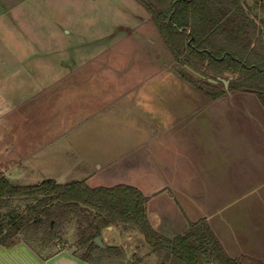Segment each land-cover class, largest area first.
<instances>
[{"label": "rangeland", "instance_id": "374dc122", "mask_svg": "<svg viewBox=\"0 0 264 264\" xmlns=\"http://www.w3.org/2000/svg\"><path fill=\"white\" fill-rule=\"evenodd\" d=\"M246 2L252 6L254 0ZM13 25L23 26L25 37L37 40L39 50L28 53L35 54L33 62L38 65H18L0 43V112L5 113L0 114V173L19 185L45 179L83 180L90 187L131 185L147 197L148 219L161 235L173 238L190 223L205 219L230 256L243 264H264V112L253 95L232 92L209 103L211 99L201 98V116L193 112L200 118L199 125L153 134L150 145L138 146L147 154L139 164L142 171L114 176L115 160L123 150L108 145L119 135L114 130L100 135L88 130L95 122L75 123L79 128L66 130L70 116L75 121L83 114L69 116L72 110L65 95L71 91L87 98L98 92L108 96L128 90L135 81L140 82L136 91L171 90L165 76L149 74L157 62L161 72L174 66L149 16L134 0H0V26L5 27L3 32L0 29V39L11 35ZM69 65L75 71L65 74ZM56 94L64 99L54 114L49 100L56 99ZM209 104L210 116L203 110ZM181 108L174 113L185 114L187 108ZM208 120L217 129L209 130ZM128 138L132 140L128 144L142 139L138 133ZM43 139L58 141L46 147L34 145ZM65 155L72 156L66 160L74 163L73 169L86 164L87 172L65 171ZM92 161L103 171L90 169ZM89 173L92 177H84ZM109 231L113 233H104L105 241L124 249L125 264L134 262L135 254L140 264H158L139 231L118 226ZM64 239V248L75 249L73 225Z\"/></svg>", "mask_w": 264, "mask_h": 264}, {"label": "trees", "instance_id": "16d2710c", "mask_svg": "<svg viewBox=\"0 0 264 264\" xmlns=\"http://www.w3.org/2000/svg\"><path fill=\"white\" fill-rule=\"evenodd\" d=\"M134 1L155 25L182 80L213 100L227 92L251 94L264 112V0H254L252 6L246 0ZM217 78L228 80L227 89L220 81H208ZM146 202L126 184L90 187L83 180L45 179L19 185L0 173V245L9 246L21 236L43 250L64 247V235L73 225L79 259L125 264L121 246L101 248L93 242L106 228L118 226L139 231L158 264H243L225 251L205 219L173 238L161 235L148 219ZM133 261L140 264L141 259L135 254Z\"/></svg>", "mask_w": 264, "mask_h": 264}, {"label": "crops", "instance_id": "0c3cea01", "mask_svg": "<svg viewBox=\"0 0 264 264\" xmlns=\"http://www.w3.org/2000/svg\"><path fill=\"white\" fill-rule=\"evenodd\" d=\"M9 10V9H7ZM10 11L8 12V14ZM2 16H5V12ZM5 27L0 26L1 31ZM11 31V35L4 36L0 39L1 43V50L11 52L12 56H15V61L17 64H21L22 66L38 65L36 62H33L36 59L35 54L30 55L28 51L31 50H39L36 48L37 40L34 37L27 38L25 37L28 35L27 31H25L24 27L14 26L9 29ZM18 34V35H15ZM5 34V33H4ZM14 36V39L12 37ZM16 36V37H15ZM34 46L35 48H32ZM170 56L171 62L174 63L173 58L171 57L170 53L166 55L168 59ZM165 58V59H166ZM169 58V59H170ZM157 62V61H156ZM158 63V62H157ZM157 63H154L153 67L151 68L149 74L150 75H163L166 77L165 82L171 83L172 88L171 90L161 91V92H150V91H140L135 90L139 83L135 81L126 91L123 92H111L108 96L104 92L96 93L91 95L89 98L83 97V95H73L70 93L65 95V102L68 105L67 108H71L72 112L69 116L75 112L80 111L83 116L79 117L77 120H72L70 116V121L66 124L67 129L69 131H73L79 127L75 126L79 122H95L89 126L88 130H96L100 135L102 131H110L114 130L116 135L115 139L112 140L111 144L108 146H112L113 148L118 147L122 149L123 152L120 155L118 160H115L116 163V171L115 174L122 173L124 171L136 173L138 171H142V165L147 159V154L138 150V146H146L147 144H151L153 141V134L158 136L165 135L166 132H169L170 129L175 130L176 128H181L185 130H190L193 126L199 125L200 118H195L193 112L198 111L201 116L202 111V104L200 103L201 98H207L204 93L197 90L195 87L190 85L189 83L182 80L177 73L175 72V67L169 69H165V71L161 72V68L157 66ZM162 63V62H161ZM47 65V64H46ZM27 67V66H26ZM30 67V66H29ZM167 67V66H166ZM75 67L72 65L67 66L65 74L72 70ZM164 73V74H163ZM171 75H170V74ZM64 73L61 75L56 76V79H59L60 76H64ZM79 75H76L77 78ZM17 80L21 78L19 76H14ZM145 77L140 78V81L143 80ZM2 78L0 77V81ZM34 82V78H30ZM56 88V86H55ZM228 92L225 96H228ZM224 96V97H225ZM64 99L63 96H59L56 99H50L49 103L52 108L54 114H57V107L58 104ZM209 99V98H207ZM210 100V99H209ZM211 99L209 102H211ZM160 101V103H158ZM213 101H217L214 99ZM52 102V103H51ZM53 102L54 105H53ZM57 102V103H56ZM157 102V103H154ZM19 102L14 103L12 105H17ZM2 105V101L0 102ZM10 106V105H9ZM8 107V105H7ZM11 107V106H10ZM181 107H186L185 114L180 115L179 113H174L176 111L181 110ZM85 108H88L85 110ZM181 108V109H180ZM211 104L206 106L203 110H210ZM206 111V114L210 116V112ZM0 114H5L4 111L0 112ZM65 120V119H64ZM252 120H255L252 118ZM112 121V125L108 122ZM208 120L206 126L209 127V130L215 128L217 129V124L214 123L213 125ZM76 123V124H75ZM256 125H259V122H254ZM132 124L133 126H130ZM224 126V125H221ZM236 126V125H235ZM112 127V129L110 128ZM232 127V126H230ZM50 130V129H49ZM84 130V129H83ZM137 133L142 137L140 140L133 141L132 143L128 144L127 141H130L128 137L131 135L136 137ZM61 134L59 135V137ZM262 137L264 138V130L262 131ZM57 138V137H55ZM58 141V139H52L50 141ZM50 141L47 139H43L37 141L34 145L38 147H46L49 146ZM132 141V140H131ZM101 137L100 140L97 141L98 147H100ZM59 144V143H58ZM96 144L92 143V146L97 147ZM72 142H69V147H72ZM133 148V150H129L128 148ZM126 150V151H125ZM69 152H65L68 154ZM132 153H136L133 156L125 157ZM146 154V157H145ZM72 156L65 155L63 165H65L66 170H78L80 172H87L88 168H86V164L81 165L78 164L73 169V162L67 161L66 159H70ZM149 159L148 161H150ZM97 161H92L90 163L91 167L94 170H100L101 167L98 165L96 168ZM47 165V164H46ZM109 164H105L108 166ZM86 178H90L91 173L84 175ZM123 184V183H118ZM117 185V184H115ZM94 187V186H93ZM139 190V189H138ZM140 191V190H139ZM141 192V191H140ZM142 193V192H141ZM106 228L101 233L102 242L104 247L106 245H113L109 241H105L104 233H113V231H109V228ZM65 246V245H64ZM0 264H92L89 262H85L78 258V256L74 253V249L64 248L60 245L52 246L46 249H41L33 245H29L25 243L21 237H18L14 243L9 246H2L0 245ZM99 264H103L100 261Z\"/></svg>", "mask_w": 264, "mask_h": 264}, {"label": "water", "instance_id": "95a60500", "mask_svg": "<svg viewBox=\"0 0 264 264\" xmlns=\"http://www.w3.org/2000/svg\"><path fill=\"white\" fill-rule=\"evenodd\" d=\"M190 73H192L193 75L199 77V78H203L202 75H200L199 73L195 72L194 70H192L191 68H189L188 66H184ZM209 82L211 83H216L217 81H220L223 83L224 85V88L227 89V85H228V80H225V79H222V78H217L216 80H212V79H208ZM93 242L95 243V245H97L98 247H101L103 248L104 247V244L102 242V238H101V235L99 236H96L94 239H93Z\"/></svg>", "mask_w": 264, "mask_h": 264}]
</instances>
